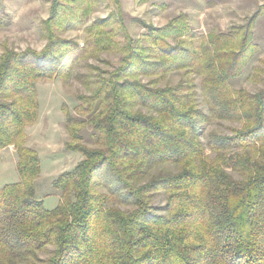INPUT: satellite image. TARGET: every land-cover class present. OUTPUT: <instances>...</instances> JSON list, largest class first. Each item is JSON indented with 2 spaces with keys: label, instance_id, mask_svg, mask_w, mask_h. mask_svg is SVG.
<instances>
[{
  "label": "trees",
  "instance_id": "16d2710c",
  "mask_svg": "<svg viewBox=\"0 0 264 264\" xmlns=\"http://www.w3.org/2000/svg\"><path fill=\"white\" fill-rule=\"evenodd\" d=\"M61 1L42 51L0 58V165L13 146L19 176L0 187V264H264V59L248 76L258 91L232 84L259 52L261 14L208 34L181 14L164 27L142 23L135 38L114 0L118 11L86 27L81 46L62 34L84 25L97 0ZM103 53L120 54L119 65L89 64ZM72 76L90 91L76 106L84 119L63 108L66 149L83 158L53 181L49 207L27 130L40 118L38 84ZM213 121L231 133L205 135Z\"/></svg>",
  "mask_w": 264,
  "mask_h": 264
},
{
  "label": "rangeland",
  "instance_id": "374dc122",
  "mask_svg": "<svg viewBox=\"0 0 264 264\" xmlns=\"http://www.w3.org/2000/svg\"><path fill=\"white\" fill-rule=\"evenodd\" d=\"M121 10L126 25L135 38L140 37L146 29L145 25L164 27L175 17L185 14L192 28L199 32H226L230 29L245 26L255 14L261 15L256 22L254 42L259 46L251 64L245 74L234 80L235 88L256 92L261 85L251 81L248 76L253 72L254 66L260 65L264 59V0H120ZM65 3L66 0H62ZM54 0H0V58L5 50L22 53L27 50L42 51L47 41L43 34L44 22L51 16ZM118 5L114 0H97L92 12L87 15L85 24L74 27L62 34L67 40H74L83 46L87 37L86 27L98 18H106L108 14L117 12ZM120 54L103 53L100 60H89V64L103 70L119 65ZM84 62V61H83ZM84 64H82L83 66ZM86 75L87 71H81ZM80 75H82L80 73ZM172 81L180 80V75L171 77ZM200 88V80L197 81ZM40 98V118L37 123L30 126L28 144L35 148L42 159L43 170L38 178L39 196L50 199L49 207H53L58 199L53 191V181L61 173L75 167L83 155L66 149L70 136L66 127L64 107L68 108L73 116L84 119L76 111L80 104L79 96H86L90 91L85 85L72 76L70 78H57L52 81H42L38 84ZM201 107L204 103L200 98ZM206 109V108H205ZM231 123L213 121L203 126L204 134L217 131L220 134H230ZM82 132H88L83 130ZM91 131H89L90 134ZM206 141V137H204ZM92 146L90 138H86L84 145ZM4 163L0 165V187L19 179L16 150L13 146L2 150ZM18 181V180H17ZM53 194V195H52ZM164 195H158L154 200L157 208H163Z\"/></svg>",
  "mask_w": 264,
  "mask_h": 264
},
{
  "label": "crops",
  "instance_id": "0c3cea01",
  "mask_svg": "<svg viewBox=\"0 0 264 264\" xmlns=\"http://www.w3.org/2000/svg\"><path fill=\"white\" fill-rule=\"evenodd\" d=\"M28 133V132H27ZM27 144H28V141H27ZM28 146H30L29 144H28ZM31 147V146H30ZM16 160H17V156H16ZM4 163V162H3ZM74 168V167H73ZM56 179V178H55ZM17 180H19L18 178H17ZM17 180H14L13 179V181H11V182H16ZM6 183H8V182H6ZM39 198H41L40 196H39ZM43 199V198H42ZM47 200V199H46ZM57 203V202H56ZM56 203L54 204L53 203V205H56Z\"/></svg>",
  "mask_w": 264,
  "mask_h": 264
}]
</instances>
